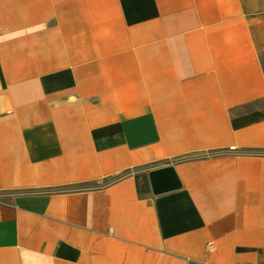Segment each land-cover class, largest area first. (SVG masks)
<instances>
[{"label": "crops", "instance_id": "crops-1", "mask_svg": "<svg viewBox=\"0 0 264 264\" xmlns=\"http://www.w3.org/2000/svg\"><path fill=\"white\" fill-rule=\"evenodd\" d=\"M0 264H264V0H0Z\"/></svg>", "mask_w": 264, "mask_h": 264}, {"label": "water", "instance_id": "water-1", "mask_svg": "<svg viewBox=\"0 0 264 264\" xmlns=\"http://www.w3.org/2000/svg\"><path fill=\"white\" fill-rule=\"evenodd\" d=\"M151 190L154 194H161L181 187L182 183L175 168L167 165L152 169L148 173Z\"/></svg>", "mask_w": 264, "mask_h": 264}, {"label": "trees", "instance_id": "trees-1", "mask_svg": "<svg viewBox=\"0 0 264 264\" xmlns=\"http://www.w3.org/2000/svg\"><path fill=\"white\" fill-rule=\"evenodd\" d=\"M145 181H147L146 178H145ZM147 183H148V182H145L146 185H147Z\"/></svg>", "mask_w": 264, "mask_h": 264}]
</instances>
